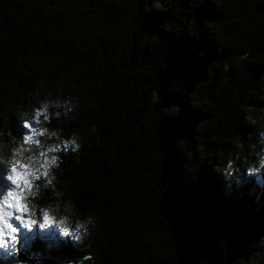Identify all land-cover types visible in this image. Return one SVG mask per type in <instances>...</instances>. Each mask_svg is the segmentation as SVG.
Wrapping results in <instances>:
<instances>
[{"label":"trees","instance_id":"obj_1","mask_svg":"<svg viewBox=\"0 0 264 264\" xmlns=\"http://www.w3.org/2000/svg\"><path fill=\"white\" fill-rule=\"evenodd\" d=\"M187 2L160 11L150 0H0L5 126L17 136L23 131L13 111L30 106L37 92L59 85L79 97L75 120L51 123L83 137L81 152L64 157L60 178L82 212L98 213L88 243L103 264H196L209 252L208 264H218L221 238L224 264H234L264 235V190L259 199L249 195V180L229 192L213 171L216 144L227 150L223 138L237 122L240 134H254L243 112L264 106L257 100L264 0ZM245 51L250 64L243 69L236 57ZM157 84L163 105L154 109L150 92ZM181 139L187 140L180 148ZM198 153L205 154L202 164ZM193 163L200 164L195 178L185 168ZM44 235L33 229L19 237L21 259L26 243L50 264L83 255L67 241L47 250L53 233Z\"/></svg>","mask_w":264,"mask_h":264},{"label":"clouds","instance_id":"obj_2","mask_svg":"<svg viewBox=\"0 0 264 264\" xmlns=\"http://www.w3.org/2000/svg\"><path fill=\"white\" fill-rule=\"evenodd\" d=\"M184 2L185 0H150L151 7L160 11H167V5ZM194 2L197 3V0ZM203 2L204 0H199V3ZM148 3L149 0H145V5ZM172 22L174 21L165 24V32H171L167 26ZM153 35L164 43L155 33L148 36ZM199 55L203 56L204 53ZM236 62L244 69L250 64L249 52L245 51L237 56ZM163 67L164 59L161 69ZM223 70L225 73L234 71L230 63H225ZM229 79L230 77H225V86ZM259 79L261 83L258 86L257 100L264 105V73L260 74ZM177 83L172 81L173 85ZM159 87L157 84L150 92L154 109L157 105H163ZM80 103L78 96H74L71 90L65 92L59 85L50 91L37 92L30 106H17L13 111L12 117L23 129L18 136L12 133L10 126H5L8 117L0 112V172H3V181L0 182V260L3 264H50L42 253L28 251V243L23 246L25 256L21 259L19 233H32L33 229H36L41 239H45V233H53L46 240L47 250L58 247L63 241L81 248L83 255L68 259L66 264H103L99 255L90 250L88 243L100 223L98 213L82 212L68 198L69 185L60 178L64 157L70 152H81L83 137L76 130L66 135V127H54L51 123L63 118V123L67 125L75 120ZM166 109L174 110L176 114L179 112L177 106ZM243 113L246 122L255 126L256 132L240 134L237 122L223 138L222 143L227 146V150L221 153V145L216 144L219 146L215 154L218 164L213 165V171L222 178L224 188L229 192L233 187L239 189L251 180L253 187L249 190V195L259 199L264 190V106L248 105L247 111ZM253 135L256 137L255 141ZM185 140L187 139L177 141L180 148ZM198 155L202 164L205 154ZM212 155L207 152L209 159ZM187 159L189 162L193 161L192 153ZM200 164L193 163L190 168L185 165L186 171L192 174L194 170L196 175ZM195 175L192 174L193 178ZM225 239L221 238L216 244L224 253V258L218 264H224L227 259ZM250 247L255 250L246 259L238 258L234 264H264V235H260ZM211 259L212 253L209 252L207 258H201L196 264H208Z\"/></svg>","mask_w":264,"mask_h":264},{"label":"rangeland","instance_id":"obj_3","mask_svg":"<svg viewBox=\"0 0 264 264\" xmlns=\"http://www.w3.org/2000/svg\"><path fill=\"white\" fill-rule=\"evenodd\" d=\"M17 227H19L18 225H16ZM29 233H27V232H25V231H21L20 233H19V237H24V236H27ZM18 237V238H19ZM20 243H21V241H20Z\"/></svg>","mask_w":264,"mask_h":264}]
</instances>
